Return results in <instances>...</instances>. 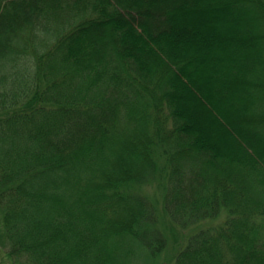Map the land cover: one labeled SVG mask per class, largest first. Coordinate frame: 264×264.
I'll list each match as a JSON object with an SVG mask.
<instances>
[{
    "label": "trees",
    "instance_id": "obj_1",
    "mask_svg": "<svg viewBox=\"0 0 264 264\" xmlns=\"http://www.w3.org/2000/svg\"><path fill=\"white\" fill-rule=\"evenodd\" d=\"M143 251L264 264V0H0V252Z\"/></svg>",
    "mask_w": 264,
    "mask_h": 264
},
{
    "label": "rangeland",
    "instance_id": "obj_2",
    "mask_svg": "<svg viewBox=\"0 0 264 264\" xmlns=\"http://www.w3.org/2000/svg\"><path fill=\"white\" fill-rule=\"evenodd\" d=\"M150 186V185H149ZM145 190H148V194L150 196V200L153 202V204H157V211L159 212L158 215H160V226L161 228L164 229V233L166 235H168L169 237V246L167 250H170L174 244L179 243V241L181 240L182 236L185 235L184 230H181L178 226H176L175 224H171L169 223V220L166 218L167 223L165 221V214H164V209H163V205L161 204V202L163 201L162 199V186H160L159 184L156 183V185L154 187L147 188ZM219 223V222H217ZM187 233V232H186ZM181 244V243H180ZM180 244L177 246V248L180 247ZM166 250V251H167ZM146 252H141L139 254V257H135L134 261L135 263L132 261V264H148L144 258H147L146 256ZM141 256V257H140ZM170 255H168L167 253L163 254V259L161 260L160 258V264H172L173 263V258L169 257ZM0 264H10V262L8 261V259L5 257L3 252H0Z\"/></svg>",
    "mask_w": 264,
    "mask_h": 264
}]
</instances>
